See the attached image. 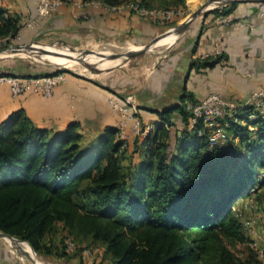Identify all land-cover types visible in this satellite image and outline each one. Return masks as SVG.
Masks as SVG:
<instances>
[{"label":"trees","instance_id":"1","mask_svg":"<svg viewBox=\"0 0 264 264\" xmlns=\"http://www.w3.org/2000/svg\"><path fill=\"white\" fill-rule=\"evenodd\" d=\"M84 1L119 6L132 0ZM139 1L162 11L185 7V0ZM236 5L210 13L227 15ZM4 13L0 9V41L21 29L16 17ZM223 58L197 60L214 66ZM17 69L0 75L55 71ZM179 110L184 128L172 138L166 128L172 121L162 115L141 141L132 140L136 161L115 139V127H106L95 146L81 148L77 123L53 133L23 110L10 113L0 123V232L25 241L42 259L66 264H83L81 251L89 244L103 247L102 259L92 264H264L247 245L243 205L232 209L252 194L258 201L264 196V113L239 104L236 121L227 119L228 141L209 146L207 132L197 134L201 123L187 129L184 99ZM67 238L76 245L71 254ZM237 243L248 246L246 257L230 249Z\"/></svg>","mask_w":264,"mask_h":264},{"label":"crops","instance_id":"2","mask_svg":"<svg viewBox=\"0 0 264 264\" xmlns=\"http://www.w3.org/2000/svg\"><path fill=\"white\" fill-rule=\"evenodd\" d=\"M201 3L202 0H186L190 11L196 10ZM36 5L37 0H0L4 16L16 17L21 24L19 33L1 41L0 48L47 41L65 42L80 48L103 42L138 44L151 41L165 28L160 22L127 8L113 10L84 0H72L28 28L26 24L35 17ZM229 15L240 23L225 24L212 13L204 18L197 17L169 46L168 52L156 59L151 56L143 62L141 56L145 53H141L129 59L133 64L127 60L125 64H118H124L119 68L114 66L100 73L85 75L69 70L65 73L66 81L57 85L48 98L33 93L12 97L6 85H0V123L17 110H23L36 126L53 133L74 122L78 124L80 147L90 148L97 144L106 127L116 125L118 115L111 109L108 99L115 97L124 101L130 96L143 125L153 128L162 115L168 117L172 125L166 128L172 138L183 128L179 112L183 99L185 102L198 101L208 91H214L239 105L246 103L254 91L264 89V3H237ZM213 49L224 55L220 63L204 66L197 60ZM131 143L132 140L128 144L127 157L133 151ZM132 155L133 161L139 159L137 153ZM239 202H244L240 203L245 211L243 220L254 217L252 232L261 237L264 196L258 201L252 194ZM0 264L27 263L0 242Z\"/></svg>","mask_w":264,"mask_h":264},{"label":"built area","instance_id":"3","mask_svg":"<svg viewBox=\"0 0 264 264\" xmlns=\"http://www.w3.org/2000/svg\"><path fill=\"white\" fill-rule=\"evenodd\" d=\"M70 1L72 0H37L35 17L26 24V27L32 28L36 26L41 20L49 17V15L57 11L59 7ZM259 3L262 4V2ZM103 6L113 10L127 8L135 14L160 23L171 19L179 13V10L162 11L149 9L141 5L139 0H132L119 6ZM218 18L225 24L240 23V21H236L235 17L229 14L220 15ZM219 54H221V51L213 49L203 57L216 56ZM65 81L66 74L64 72L37 77L0 75V85H6L12 97H17L25 93H33L48 98L52 95L54 88ZM108 102L111 109L118 115L114 137L116 140L122 141L123 148L127 147L129 142L134 138H138V141H141L146 134L151 131V125H143L141 123L137 115L135 104L130 96L125 97L124 101H120L115 97H110ZM244 104H250L260 113H264V89L254 91ZM238 106L239 105L233 101L224 99L218 92L208 91L206 95L198 101L185 102V109L189 112L187 129L191 130L197 123H201L202 128L197 130V134L201 135L203 131L207 132L209 146L224 145L229 139L227 133L229 124L227 119L232 118L233 121H236L234 114ZM253 117L252 114L248 116L249 119H253ZM166 127L169 128L170 126ZM254 222V217L244 219L242 223L243 228L246 231L252 232ZM65 246L67 252H74L76 250V245L70 238L65 239ZM250 246L257 252L259 257H264V250L258 248L255 242H252ZM81 252L89 254V249H82Z\"/></svg>","mask_w":264,"mask_h":264},{"label":"rangeland","instance_id":"4","mask_svg":"<svg viewBox=\"0 0 264 264\" xmlns=\"http://www.w3.org/2000/svg\"><path fill=\"white\" fill-rule=\"evenodd\" d=\"M206 0H202L203 4ZM185 7L183 9L179 10V13L175 16H173L171 19L167 20V21H163V23H161V25L166 26L169 21L175 19L177 23H179L181 20H183L186 16H188L191 12L188 9V6L186 4V0H185ZM200 6V5H199ZM198 6V7H199ZM195 11V10H194ZM175 24V25H176ZM175 25L169 27V28H164L163 31L169 30L171 28H173ZM176 38V39H174ZM177 36L174 35H169L167 37H165L164 39L159 40L155 45L151 46L150 50L145 52L144 55L141 56V59H143V62L146 61L148 59V57H161L162 55H164L165 53L168 52V48L169 46H171L176 40H177ZM174 39V40H172ZM150 41V40H149ZM149 41H146L144 43H127V42H103L100 43L98 45H95L93 47H86V48H80L78 46H72V45H64L61 42L58 41H53V42H40L39 44L42 46V48L47 49V51H51L53 56H51L50 54H42V57H39V59H42L44 61L46 60H51L53 58H62L65 52L69 51H78L80 53H83L84 50H91V51H96L99 52L100 54H94V53H90V54H86V59H84L83 61H87L88 59L90 60L89 63L87 64H93L94 66H97L100 69H108L114 66H118L116 68H119L120 66L124 65H118L120 64V62L118 64H115L112 62V60H110V62H108L107 65L104 66H98L95 65L94 63H99L102 61H95L98 57H100V55H106L107 53H111V52H117V53H124L125 51H129L131 49H137L140 48L142 46H144L145 44H147ZM27 44H31V43H27ZM157 46V47H156ZM106 52V53H105ZM105 53V54H104ZM71 59L73 57H70ZM69 58V59H70ZM69 59H61V65L63 67H66L68 69H70L72 72H76V73H81V74H85V75H89L91 72L90 70L84 66V65H77L75 62L70 61ZM78 59V58H77ZM68 60V61H67ZM80 61V62H83ZM131 61V60H129ZM130 64H133L134 61L129 62ZM27 64L30 65L29 70L31 71H52L55 70L54 67L51 66H47L44 65L43 63H39L37 60H35L34 58H32V56H27L25 55L23 52H21L20 54L17 55H9V57H4L0 59V71L3 72H11V71H15L14 69L18 70L17 67L19 65H26ZM76 64V65H75ZM127 65V64H126ZM17 73V71H15ZM240 203H244V202H239L238 204L234 205L233 211H237L240 208ZM264 229V228H263ZM246 231V230H245ZM247 235L251 238L252 242H255V245H257L258 248L264 250V233L263 235H261V237L258 238L257 235H255L253 232H249L246 231ZM248 242L247 245H249V247H251V243L252 242ZM0 242L4 243L7 248L16 256L19 255V257H22L21 254H19V252H17V249L14 247L13 243L9 242V241H4L0 238ZM83 245H86V243H83ZM246 244H231L229 245L230 249L239 257H246L247 255V246ZM84 249H89V254L85 253V252H81V257H83L82 262L83 264H92V263H97L99 262L102 257H103V247L99 244H89L88 247L85 248V246H83ZM84 251V250H83ZM70 254L72 253V251L69 252ZM37 255V254H36ZM31 255L28 251L25 252V257H22V260H24L27 264H37L34 261V258L37 257L39 263L38 264H66L65 262L62 261H52L51 259H42L41 257L37 256H33ZM31 263H30V262ZM42 262V263H40ZM71 264H79L78 260L72 261Z\"/></svg>","mask_w":264,"mask_h":264},{"label":"water","instance_id":"5","mask_svg":"<svg viewBox=\"0 0 264 264\" xmlns=\"http://www.w3.org/2000/svg\"><path fill=\"white\" fill-rule=\"evenodd\" d=\"M262 1H264V0H223L216 6H210L211 0H206L195 11L191 12L183 20H181L179 23H177L173 28L164 31L163 33H161L157 37L153 38L151 41H149L144 46H142L140 48H137V49H131V50H129L127 52H124V53L111 52V53H108L106 55H102L101 54L100 56H101V58H103L105 60L119 59V60H121L120 63H124L125 61L129 60L133 56H136L138 54L145 53V52L149 51V48L152 45H154L158 40H160L161 38L165 37L169 33H173L177 37L181 36L186 31V29L188 28V26L190 25V23L194 19H196L199 16L204 18L207 14H209L214 9H217V8L229 5V4H234V3L262 2ZM62 44L68 45L65 42H62ZM21 52H24L25 54L32 56V58L37 60L39 63H41L39 61V57L42 54H50V55L54 54L51 51H47V49L42 48V46L39 43H36V42L35 43H31V44H25V45H9V46H5V47L0 48V55L3 54V53H6L8 55H17V54H19ZM73 52H76L77 54H80V56H86V54H90V53L100 54V51L99 52H96V51L94 52V51H91V50H84L83 53H80L78 51H73ZM68 58H70V56ZM43 64L47 65V66L54 67L55 71L53 73H57V72L67 73L70 70V69H68L66 67L59 66V65H51V64H47V63H43ZM76 64L77 65L79 64V65L86 66L90 70L91 73H100L103 70V69L98 68L97 66H94L93 64H86V63H82L80 61H77ZM3 237L9 238V239H14V240H17L19 242H25V241H21V240L15 238V237H12V236H9V235H6V234L0 232V238H3ZM26 244H28V243H26ZM28 246L30 247L29 244H28Z\"/></svg>","mask_w":264,"mask_h":264},{"label":"bare ground","instance_id":"6","mask_svg":"<svg viewBox=\"0 0 264 264\" xmlns=\"http://www.w3.org/2000/svg\"><path fill=\"white\" fill-rule=\"evenodd\" d=\"M193 1H195V0H193ZM221 1H223V0H211V4H210V6H216V5H218ZM169 35H174L173 33H169L168 35H166L165 37H167V36H169ZM165 37H163V38H161V39H164ZM160 39V40H161ZM174 39H176V38H174ZM174 39H172V40H174ZM159 41V40H158ZM157 41V42H158ZM156 42V43H157ZM155 43V44H156ZM154 44V45H155ZM174 44V43H173ZM153 46V45H152ZM157 47V46H156ZM36 48V47H35ZM151 48V47H150ZM150 48H149V50H150ZM126 52V51H125ZM24 53V52H23ZM106 53V52H105ZM104 53V54H105ZM117 53V52H116ZM20 54V53H19ZM25 54V53H24ZM108 54V53H107ZM25 55H27V54H25ZM64 56L62 57L63 59H69L68 57L70 56V57H73L72 59L70 58L69 60L70 61H73V62H75V63H77V61H83L84 59H86V57L85 56H80V54H77L76 52H73V51H69L68 50V52H65L64 54H63ZM27 56H30V55H27ZM51 56H53V55H51ZM4 57H9V55L8 54H6V53H3V54H1L0 55V59L1 58H4ZM40 57H42V56H40ZM62 58H53V59H49V60H46V61H44V60H42V59H39V61L41 62V63H47V64H51V65H59V66H62L61 64V59ZM78 58V59H77ZM110 60H112V62L113 63H115V64H118L121 60H119V59H109V60H105V59H103V58H101V56L100 57H98L95 61L97 62V61H102V62H99V63H94L95 65H98V66H104V65H107L108 64V62H110ZM68 61V60H67ZM90 62V60L88 59L87 61H83L82 63H89ZM1 239H3L4 241H9V242H11V243H13V245H14V247L17 249V252H19V254H21V256L22 257H25V252L26 251H28L31 255H33V256H37L36 255V253L32 250V249H30V247L28 246V244H26L25 242H19V241H17V240H14V239H9V238H6V237H3V238H1ZM32 256V257H33ZM34 261H35V263H39V261H38V259H37V257H35L34 258ZM30 262V261H29ZM31 263V262H30ZM40 263H42V262H40ZM32 264V263H31ZM43 264V263H42Z\"/></svg>","mask_w":264,"mask_h":264}]
</instances>
